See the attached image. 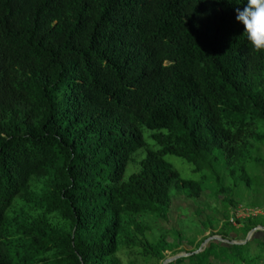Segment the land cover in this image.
<instances>
[{"label":"trees","instance_id":"obj_1","mask_svg":"<svg viewBox=\"0 0 264 264\" xmlns=\"http://www.w3.org/2000/svg\"><path fill=\"white\" fill-rule=\"evenodd\" d=\"M244 2L0 0V264L160 263L174 247L146 221L168 219L173 192L196 200L212 180L220 197L221 170L254 185L264 53L236 20ZM215 244L185 264L216 247L252 264L250 242Z\"/></svg>","mask_w":264,"mask_h":264},{"label":"rangeland","instance_id":"obj_2","mask_svg":"<svg viewBox=\"0 0 264 264\" xmlns=\"http://www.w3.org/2000/svg\"><path fill=\"white\" fill-rule=\"evenodd\" d=\"M148 136L149 132H146L144 138L147 144L151 145L152 141ZM141 153L145 157L147 154L146 149L139 154ZM259 155L264 156V147L254 154V156ZM167 160L181 174L183 179L197 182L201 180L202 176L195 173L194 167L185 160L173 156H168ZM247 168L254 184L250 189L243 184L234 187L233 183L229 182L226 173L221 170L225 187L230 190L220 197L217 195L219 191L210 186L214 184L212 180L209 183L208 180L203 181L204 192L196 200L173 192V204L168 219H160L150 224L148 223L150 219L146 221L147 226L150 225L152 229L156 230L151 232L155 240L158 241L164 238L169 245L174 247L173 250L165 253V261L153 262V264H165L170 260L177 262L181 259H184L182 264H185L187 258L194 253H203L210 248L211 243L227 246L244 245L247 242L251 243L249 249L253 258L252 264H264V248L262 247L264 244V168L256 165H253V168L251 165ZM139 171V166L130 165L126 173V179ZM227 199L228 201H226ZM249 219L258 221L261 225L249 233H244L243 231L248 227L247 220ZM174 232L180 233V241L176 239ZM150 240L153 242L152 237H150ZM190 242L193 243L192 246ZM216 244L215 246H217ZM217 254L220 255V258L216 257ZM117 259L120 264H139L125 250L117 255ZM138 260L142 261L140 257ZM188 263L186 261V264ZM142 264H147V262ZM207 264L230 263L221 255L220 248L216 247L213 249Z\"/></svg>","mask_w":264,"mask_h":264},{"label":"clouds","instance_id":"obj_3","mask_svg":"<svg viewBox=\"0 0 264 264\" xmlns=\"http://www.w3.org/2000/svg\"><path fill=\"white\" fill-rule=\"evenodd\" d=\"M235 11L251 51L264 53V0H245L243 8L237 7Z\"/></svg>","mask_w":264,"mask_h":264},{"label":"water","instance_id":"obj_4","mask_svg":"<svg viewBox=\"0 0 264 264\" xmlns=\"http://www.w3.org/2000/svg\"><path fill=\"white\" fill-rule=\"evenodd\" d=\"M179 259V258H178ZM176 260V259H175ZM173 260H170V261H167L165 264H169V263H172Z\"/></svg>","mask_w":264,"mask_h":264}]
</instances>
